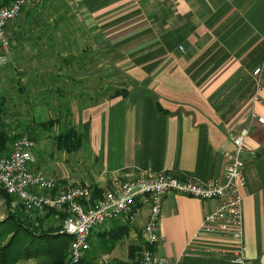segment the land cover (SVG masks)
Listing matches in <instances>:
<instances>
[{"label":"crops","instance_id":"1","mask_svg":"<svg viewBox=\"0 0 264 264\" xmlns=\"http://www.w3.org/2000/svg\"><path fill=\"white\" fill-rule=\"evenodd\" d=\"M76 5L79 0L68 4ZM53 6L24 9L28 15L18 20L17 42L25 41L37 58L109 56L129 77L128 84L115 88L128 92L117 94L114 88L94 104L75 105L69 116L86 126L81 145L73 148L76 154L66 156L65 165L50 153L42 166L36 155L33 167L62 185L95 181V195L131 166L221 178L233 133L250 125L242 188L245 251L248 264H264V121L258 118L264 117V0H83L80 19L62 17L64 9ZM37 15L43 18L32 23ZM217 202L167 194L155 252L177 264L217 260L216 250L189 244L203 214ZM147 215L142 209L132 222L120 218L98 226L91 244L119 233L103 258L127 261L119 254L120 243L124 236L128 246L140 243ZM210 239L229 242L220 235Z\"/></svg>","mask_w":264,"mask_h":264},{"label":"built area","instance_id":"2","mask_svg":"<svg viewBox=\"0 0 264 264\" xmlns=\"http://www.w3.org/2000/svg\"><path fill=\"white\" fill-rule=\"evenodd\" d=\"M44 1L0 0V60L11 51L9 24L24 9ZM259 70L260 67L256 69ZM258 118L264 121L263 116ZM250 129L249 125L233 133L234 148L227 155L221 178L181 177L168 169L131 166L122 173L117 171L116 181L101 195H95V181L66 186L53 174L36 170L33 163L37 138L31 132H21L12 139L6 153L0 155V187L21 202L27 211L66 213L60 231L71 236L68 247L71 263L78 262L86 254L91 247L92 232L99 225L120 218L132 222L138 211L148 209L143 226L146 243L140 249L139 264H177L153 249L160 239L159 222L166 195L179 192L204 200L217 199L216 206L203 214L189 244L197 241L204 250H216L218 259L212 264H248L242 188L246 184L245 140ZM212 235L226 237L229 242L219 245L210 239Z\"/></svg>","mask_w":264,"mask_h":264},{"label":"rangeland","instance_id":"3","mask_svg":"<svg viewBox=\"0 0 264 264\" xmlns=\"http://www.w3.org/2000/svg\"><path fill=\"white\" fill-rule=\"evenodd\" d=\"M73 1L45 0L41 4L47 3L55 7L59 6L64 9L60 16L73 17L74 15V17L80 19L83 16L81 10L83 0H79V5H76L75 9H70L68 4H74L75 0ZM27 15L26 13L21 14L18 19L10 24L11 51L6 58L0 60V97L4 99V103L0 106V129H5L9 135H17L21 132H31L35 135L37 138L35 156L37 155L39 161L38 166L43 165V160L50 159V153L53 161L59 159L65 165H68L65 157H72L76 154L75 150L77 149L67 148L65 145L61 146L58 134L70 124L77 126L79 131L86 129L82 119L75 118L72 115L69 116L71 110L75 109V105L82 108L80 105L83 102L94 104L103 99L116 86L128 84L129 77L125 69L114 64L115 60L113 61L109 56L100 57V59L96 57L68 59L32 56V51L27 48L25 41L18 40L17 42L16 34L18 20ZM40 18H43V15L32 17L31 19H34L32 23H39ZM45 18H51L50 12L49 14L45 13ZM28 54L31 56H28ZM117 70L120 72L118 73ZM51 118L54 119L53 123L47 121ZM39 148L46 150V155H40ZM69 184L71 183H64L66 186ZM5 199L0 190V219L5 218L9 211L19 209L35 220L36 224L41 223L45 227L50 225L56 229L63 226L64 216L60 212L53 210L52 217L47 219L45 214L49 210L41 214L34 211L29 212L19 206L16 199L13 200L11 205H8ZM39 215L42 216L43 220L38 219ZM8 229L9 227H6L1 231L0 245L5 244L10 239L13 231H8ZM118 238L115 235L110 237L107 235L92 240L91 252L95 255L97 264L110 263L103 258V254L106 253L109 245L113 241L115 243ZM137 239L140 240V243L136 244L138 248L135 258L139 263L140 249L145 238L143 235H139ZM126 244L127 237L124 236L118 251L122 257L128 258L129 246ZM48 250L47 248L37 249L35 246L29 249L28 239L23 236L14 264H36L39 259H52L53 256L50 255ZM42 254L44 256L37 258L38 255ZM127 261H132V259L129 257Z\"/></svg>","mask_w":264,"mask_h":264},{"label":"trees","instance_id":"4","mask_svg":"<svg viewBox=\"0 0 264 264\" xmlns=\"http://www.w3.org/2000/svg\"><path fill=\"white\" fill-rule=\"evenodd\" d=\"M114 92L117 94H126L128 89L125 87H117ZM2 103H4V99H1L0 97V106ZM47 121H49V123H53L54 119L51 118ZM15 136L16 135H9L5 129H0V155L6 153L10 142ZM58 138L61 146L65 145V147L71 149L80 146L82 143V134L78 127L73 124H70L65 129L61 130L58 134ZM0 190L4 194L7 204L11 205L15 197L6 192L2 187H0ZM17 202L19 203V206L24 209L23 204L19 201ZM60 214L62 216L66 215L65 212H61ZM52 215L53 210H49V212H46L45 217L47 216L48 219L52 217ZM39 218L43 220L40 215L38 216V219ZM123 226L125 228L126 224ZM6 227H9L8 231L12 230L13 233L5 244L3 243V245H0V264H14V260L20 250V242L22 241L23 236L28 239L29 249L33 246L37 247V249L47 248L49 249L48 251H50V255L53 256L52 259H39L36 264H97L95 255L91 252L92 246L78 262L71 263L68 257V247L71 236L61 232L59 228L56 229L50 225L45 227L41 223L36 224L35 220L30 218L28 214L25 215L19 209L9 211L5 218L0 219V233ZM113 235L117 236V238L120 236L119 233L111 234V236ZM145 243L146 241H144V244ZM113 246L114 241L109 245L107 250L109 251ZM137 248L138 246L134 243L129 245V257L132 261H123L118 259L109 264H139L135 258ZM44 254L38 255L37 258L44 256Z\"/></svg>","mask_w":264,"mask_h":264}]
</instances>
